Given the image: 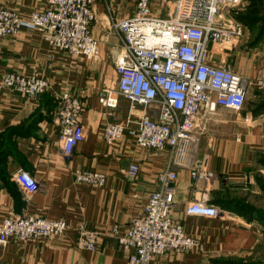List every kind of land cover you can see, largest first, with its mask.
<instances>
[{
    "label": "crops",
    "instance_id": "0c3cea01",
    "mask_svg": "<svg viewBox=\"0 0 264 264\" xmlns=\"http://www.w3.org/2000/svg\"><path fill=\"white\" fill-rule=\"evenodd\" d=\"M249 5V0H241L240 12ZM0 7L27 16L47 5L46 0H0ZM134 9V0L93 4L97 22L91 31L99 42L98 62L72 58L27 29L0 38V222L8 216L38 215L61 218L68 226L64 234L45 241L22 244L11 239L0 246V264H128L132 252L119 238L158 189L156 177L168 162L167 150L140 148L127 132L112 145L102 137L104 124L121 123L130 113L122 98L114 108L102 106L99 99L105 92H116L118 84L114 56L121 43L109 22L128 17ZM244 27V36L231 46L211 49L208 63L264 80V38L254 43V33ZM246 50L261 53L249 60ZM9 73L37 74L50 89L29 100L1 86ZM65 92L83 104L80 121L85 130L84 140L69 157L62 153L55 123L57 97ZM132 113L138 116L141 109ZM198 131L184 165L173 166L177 179L171 198L174 217L197 246L149 264H264V85L248 91L242 110L218 109L205 115L203 130ZM132 164L140 167L135 179L127 174ZM77 170L104 175V186L77 183ZM17 172L35 181L36 192L25 193ZM195 202L217 207L222 215H187L185 210ZM80 226L97 232L96 251L77 246Z\"/></svg>",
    "mask_w": 264,
    "mask_h": 264
},
{
    "label": "built area",
    "instance_id": "2783aa9c",
    "mask_svg": "<svg viewBox=\"0 0 264 264\" xmlns=\"http://www.w3.org/2000/svg\"><path fill=\"white\" fill-rule=\"evenodd\" d=\"M96 1L46 0L47 8L35 9L27 16L0 7V38L27 29L72 58L98 62L99 42L91 31L97 22L93 10ZM134 4L131 15L109 22L110 31L121 43L114 56L118 84L116 92H105L99 102L114 108L117 99L122 98L130 106L123 122L102 126V137L108 145L127 132L140 148L167 150L168 162L156 177L158 189L149 195L141 215L119 238L132 252L128 264H149L156 257L197 246L174 217L171 198L177 179L173 166L184 165L190 146L198 141V130H203V117L218 109L242 110L248 91L254 86L262 87L264 80L261 75L255 79L239 75L225 64L208 63L211 49L222 51L244 36L246 28L228 14L239 7L241 0H134ZM1 86L29 100L38 99L50 89V83L37 74L24 77L9 73ZM138 108L141 114L134 116L132 112ZM82 111L83 104L71 94L65 92L57 97L55 123L66 157L84 140ZM139 171V165L132 164L127 174L135 179ZM73 176L77 183L93 188H102L105 183V176L95 172L77 170ZM16 178L27 195L36 192L32 178L23 172H17ZM185 213L222 215L219 208L200 202L191 204ZM67 229L61 218L8 216L0 222V246H6L11 239L22 244L45 241ZM77 235L80 249L96 251L97 232L80 226Z\"/></svg>",
    "mask_w": 264,
    "mask_h": 264
},
{
    "label": "trees",
    "instance_id": "16d2710c",
    "mask_svg": "<svg viewBox=\"0 0 264 264\" xmlns=\"http://www.w3.org/2000/svg\"><path fill=\"white\" fill-rule=\"evenodd\" d=\"M250 5L244 12L237 14L235 19L242 23L244 26L249 27V29L256 35L254 43L260 42L264 38V25L257 26L255 23H259L260 14L263 11L264 0H249Z\"/></svg>",
    "mask_w": 264,
    "mask_h": 264
},
{
    "label": "rangeland",
    "instance_id": "374dc122",
    "mask_svg": "<svg viewBox=\"0 0 264 264\" xmlns=\"http://www.w3.org/2000/svg\"><path fill=\"white\" fill-rule=\"evenodd\" d=\"M240 9H241V4L239 5V7L237 9H233L232 13L228 12V14L235 19L237 14L240 13ZM262 10L263 11L260 14V20L261 21H259V23L258 22L255 23V24H257L258 27L261 26V25H264V5H263V9ZM255 35H256V33L254 35H251V36H253V38H255ZM258 52H259V54L261 53L260 51H257V50L256 51H252V50L251 51H247L246 50L245 53H244L246 55H244V56L247 57L249 60H251L253 57H254V59H256V58H258V56H257ZM262 64H263V61H262ZM262 70H263V68L260 69V71H262ZM258 71H259V69H258Z\"/></svg>",
    "mask_w": 264,
    "mask_h": 264
}]
</instances>
